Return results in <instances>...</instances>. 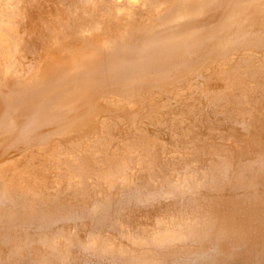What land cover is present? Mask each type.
I'll return each mask as SVG.
<instances>
[{
	"label": "bare ground",
	"instance_id": "6f19581e",
	"mask_svg": "<svg viewBox=\"0 0 264 264\" xmlns=\"http://www.w3.org/2000/svg\"><path fill=\"white\" fill-rule=\"evenodd\" d=\"M0 264H264V0H0Z\"/></svg>",
	"mask_w": 264,
	"mask_h": 264
}]
</instances>
